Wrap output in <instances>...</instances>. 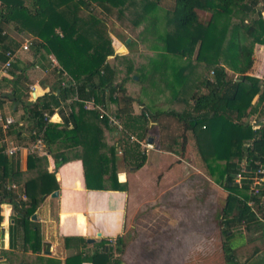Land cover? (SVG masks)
Masks as SVG:
<instances>
[{
	"label": "trees",
	"instance_id": "16d2710c",
	"mask_svg": "<svg viewBox=\"0 0 264 264\" xmlns=\"http://www.w3.org/2000/svg\"><path fill=\"white\" fill-rule=\"evenodd\" d=\"M25 1H30V4ZM159 1L0 0V51L4 54L8 50H16L17 44L9 43L5 33V26L10 24L16 32L33 36L29 49L35 54L42 48L47 54H53L59 65L54 73L61 76L51 91L29 103L22 100L27 125L15 131V135L22 138L25 133L33 141L41 134L44 149L56 168L57 163L71 158L80 159L86 188L121 189L124 184L118 181L119 165L136 170L146 159L140 143L130 142L129 136L147 141L157 112L151 111L141 101L140 111H134V100L127 87L133 61L129 55L116 53L106 30V19L112 14L125 16L133 26L147 20L142 30L147 31L149 24L155 26L154 30L160 28L161 33L154 30L152 33L164 42L162 49L187 60L183 67L176 68L174 75L171 74L175 84L167 82L168 91L182 97L185 104L181 112L166 111L181 123L180 151L185 155L187 132L190 131L212 179L227 190L221 209L225 226L221 229L224 241L220 242L223 257L220 264H264V254L255 260L250 261L246 257L239 261L236 250L240 244L236 247L231 241L236 226L244 224L247 230L251 226H263L264 184L258 194H252L250 179L238 185L234 182V175L241 162L249 171L264 164V122L254 128L244 120L252 111L251 100L256 95L259 102L264 101V71L261 78L252 74L255 71V49L264 45V0H173L170 9L160 6ZM94 8H99V11ZM201 10L211 13L206 23L199 19L198 11ZM236 10L242 12L243 17L235 19ZM158 20H162V28L157 25ZM109 56H114L113 64L108 61ZM5 59L3 57L0 62ZM15 60L10 66L14 69L10 71L14 76L12 83L24 76V70L17 66ZM116 61L122 63L124 73L119 72ZM222 61L231 67L235 76L228 75ZM194 62L199 64L198 70L202 75L190 89L182 70L189 64L193 69ZM209 72H212V79H209ZM67 90L69 95L77 97L69 103L66 102ZM2 92L0 102L4 99ZM11 92L15 95V88ZM92 97L96 104L121 120L120 133L114 134L107 117L98 109L84 107L83 100ZM54 108L59 110L61 121L53 122L44 116L43 112L52 114ZM11 130L7 132L10 135L13 134ZM116 148L121 150V156H117ZM213 159L224 162L219 165L212 163ZM26 164L27 169L17 176L27 177L24 179V193L28 202L18 199L6 188L8 180H17V176L12 171L13 162H9L0 149V200L12 205L16 224L22 227L24 242L28 240L31 216L44 198L59 188L54 172L46 169V156L28 155ZM214 170L218 172L216 175ZM249 201L252 205L248 204ZM237 234L243 237L241 232L237 231ZM71 240L75 245L79 242L85 244L82 237H64V245L68 247ZM106 242H99L103 252L97 248L86 257L76 252L65 259V264L83 260L93 264H119L120 255L114 256L112 248L106 249ZM115 242L116 252L122 254L125 243L120 238Z\"/></svg>",
	"mask_w": 264,
	"mask_h": 264
},
{
	"label": "crops",
	"instance_id": "0c3cea01",
	"mask_svg": "<svg viewBox=\"0 0 264 264\" xmlns=\"http://www.w3.org/2000/svg\"><path fill=\"white\" fill-rule=\"evenodd\" d=\"M25 3L30 4L28 1ZM240 13L243 17V13ZM5 33L9 43L17 44L15 49L18 53L15 61L17 66L24 70V76H21L20 80L24 78L28 80L31 75L40 73V78L31 79L28 84V87L29 85L36 87V90L31 92V98L51 91L56 80L61 77L54 73L59 65L54 63L53 60L56 61V58L53 54H47L43 48L37 54L32 49L20 50L23 39L25 37L33 39V36L16 32L10 24L5 26ZM112 46L115 49L114 43ZM115 51L120 53L116 49ZM3 57L5 53L0 51V59ZM253 58L255 71L252 74L261 78L264 71V45L255 49ZM3 62H0V67ZM9 69L5 73L0 70V84L4 80L7 82L14 78L10 72L14 69L12 67ZM188 80L191 82L189 76L185 80L187 84ZM262 80L263 86L264 78ZM15 83L17 82L12 86L17 90ZM4 84L0 85V91L8 92V95L2 92L4 99L0 102V109L9 110L8 112L12 109L14 115L9 116L24 123L23 126L12 127L13 134H9L8 139L19 145L30 144L32 142L30 137L24 133L25 137L18 138L15 131L22 130L27 125L23 116L25 110L19 102L31 101L27 102L24 99V91L19 90V95H16L17 92L14 95L12 89L11 91L4 89L6 87ZM192 88L194 87L190 89ZM16 97L22 100L19 101ZM75 97L68 95L66 102L69 103ZM173 99L175 100L168 106V110L181 112L185 104L183 102V105L179 106L178 103L182 97L173 96ZM251 109V113L244 117V120L254 128L260 127L264 122V101L259 102L256 95L251 100ZM50 115L51 121H61L59 110H53ZM180 124L176 117L167 112L161 120L153 122V128L156 126L158 129V143L152 135L153 148L146 150L145 162L138 169H128L125 172L126 167L118 168V181L124 184L121 189H88L85 186L80 159L71 158L63 162L60 168H56L48 151L45 150L46 155H38L46 156L48 161L46 169L48 172H54L56 176L58 196L49 199L48 195L38 206L32 215V221L29 222L28 240L25 242L22 240V227L16 224L12 205L1 203L0 200V264H14L13 257L19 252L26 257L31 255L32 260L44 257L51 259L50 264H65V259L76 252H81L82 257L88 256L97 248L103 252L99 245L101 240L107 241L105 248H112L114 256L120 255L119 264H213L214 262L209 261L210 255L217 249L215 251L210 249L209 240L217 236L222 229V216L218 209L225 203L211 200L210 196L220 197L222 194L220 190L223 188L212 179L206 163L195 147L192 133L190 135L187 133L190 138L187 137L185 155L177 150L175 137L182 130ZM160 126L164 127V132L160 130ZM161 142L163 146H158ZM4 147L5 144L0 137V149L3 150ZM187 151H190L188 158ZM6 156L9 162H13L11 167L15 176L27 169L28 156L22 153ZM50 166L54 167L52 171ZM24 179L27 177L17 176L18 181L11 179L8 182L16 184L15 188L10 189L11 192H14L18 199L28 202L24 193ZM50 200L56 201L53 203ZM253 230L255 236L252 238H261L264 225L255 226ZM210 234L214 236L210 238ZM64 237H82L85 244L79 242L75 245L71 240L67 247L64 245ZM117 238L125 243L122 254L116 252ZM89 239H94V242ZM261 243L264 245V241ZM257 253L264 254V249H259ZM25 261L21 258L19 264H37V261L32 263ZM73 264L93 263L83 260L80 263L74 261Z\"/></svg>",
	"mask_w": 264,
	"mask_h": 264
},
{
	"label": "rangeland",
	"instance_id": "374dc122",
	"mask_svg": "<svg viewBox=\"0 0 264 264\" xmlns=\"http://www.w3.org/2000/svg\"><path fill=\"white\" fill-rule=\"evenodd\" d=\"M28 2H30V1H28ZM159 5L170 9V8H172L173 0H160ZM95 11L98 12L99 8H96ZM98 15L100 16V13H98ZM198 15H199V19L203 23H206L208 21V19L210 18L211 13L208 11L201 10V11H198ZM241 16H242V14L239 11L236 10L234 12V18L236 17L235 19H237V17L239 18ZM262 16L264 17V12L262 13ZM146 22H147V20L144 19L139 25L133 26L131 24V22L125 16L118 17L117 14H112L111 16L107 17V19H106V30H107V33H108L110 39H111V42L114 43V45H115L114 46L115 49L117 51H120V53H122V54L129 55V57L132 58L133 68L128 73L129 81L127 82V87L130 91L129 92L130 96L134 100V102H133L134 111L136 113H138L140 111L141 105H140L139 101H141L151 111L157 112V115H156L154 121L158 122L159 120H161V118L166 116V111H168V106L172 104L173 100H175V99H173V96H176L172 92L168 91L170 89V87H167V82L169 81V82H172L173 84H175V80H173V81L171 80V77H172L171 74L174 75L176 68H179L180 66L183 67L184 63H187L186 62L187 60H185V58H182L179 55L166 53L162 49V47H163L162 43L164 44V42H162L161 39L155 38L154 33H152L154 31H159L161 33L162 31L160 30V28L157 30H154L155 26L153 27V24L152 25L149 24L147 26L148 27L147 31L142 30L143 26L146 25ZM160 23H162V20L157 21V25L162 28V24H160ZM127 38H129L128 42H126ZM132 41H135V42L131 43ZM155 45H156V47H155ZM195 53L196 52L194 51L193 54L191 55V57H190L191 61L193 60ZM28 54H31V52H28ZM223 58L225 59V56H223ZM108 61L111 64H113L115 61L114 56H109ZM116 63L118 64L117 68H118L119 72L121 74L124 73L125 69H124V66L122 65V63L118 62V61H116ZM222 63H223V61H222ZM223 64L225 65V68L227 69L229 76H235L236 75V73L234 71H232L231 67L227 63H223ZM189 65L191 66V64H189ZM192 65H193V69H190V66L189 67L186 66L184 68L185 70L184 69L182 70L184 72L183 75H185L186 77L189 76L191 79V82H190V80H188L189 81L188 85L190 86V88L195 87L194 83L202 75L201 72L198 70L199 64L194 62V63H192ZM37 73H36V75H33V76L31 75L30 76L31 78L30 77L27 78L28 80H25V79H23V81L18 80L17 83H15L16 84L15 87L17 88V90H15L17 92V94H16L17 96L19 95L18 93H20V91L21 92L24 91V93H23L24 99H26V101L27 100L32 101L31 99H33V98H31L32 94H31V91L29 90L28 84L32 80L40 78V75H39L40 73L39 74H37ZM64 75L66 76V74H64ZM208 75H209V79L210 78L212 79V72H209ZM97 79H98V77L96 76L95 80H97ZM190 83H191V85H190ZM3 84H4V86H6L4 89H6L7 91H11V89H13V86H12L13 83L11 80H9L7 82H6V80H4V81H2V83L0 85H3ZM175 86L177 88V84ZM179 88L183 89V87H179ZM26 90H28V91H26ZM65 93L67 95H69L70 91L67 90ZM21 100H22V98H21ZM19 103L22 104L21 101ZM19 103H17L18 106H20ZM178 104H179V106H182L183 101L181 100L180 103H178ZM108 108H109V110H111L110 103H109ZM11 110H10V112H8L9 110L4 111V109H0V112L3 115H14V112H12ZM173 124H175V123H173ZM111 130H113V132H115V130L113 128H111ZM152 130L153 131H151L150 136L153 135L155 137V142H157V139H158L157 138L158 137L157 130L158 129L155 126ZM160 130L164 132V127L160 126ZM187 133H189V135L191 134L190 131ZM180 134H181V131H180ZM180 134H178V136L175 137L176 138L175 140L177 141L175 147H177V150H179V151L181 150V146H182L181 145V139L182 138H181ZM117 136L118 135H115V137H117ZM187 137L190 138V136H187ZM162 141H163V139H162ZM158 146H163V143L162 142L159 143ZM144 151L146 152V150H144ZM188 153L190 154V151H187V158L189 157ZM42 155H46V154H42ZM118 155L121 156V153H119L117 150V156ZM211 162L221 165V163L223 164L224 161H219V159L218 160L213 159V161H211ZM62 163H57V168H60L59 166H61ZM195 163H196V161H195ZM196 164L199 165V163H196ZM120 167H122V166L119 165V168ZM127 170L128 169L126 168L124 171L126 172ZM217 173H218L217 170L213 171L214 175H216ZM220 187L223 188L222 185H220ZM220 192L222 193L220 195V197H218L219 195L218 196L215 195L213 197L210 196V198H211V200H215L217 202H218V200H220L222 203H225L227 190L225 188H223L220 190ZM49 199H52L51 194L49 195ZM50 201H53V203H55L56 200H50ZM223 205L220 206V209H218L219 214L221 213V209H222ZM217 215H218V213L215 216H217ZM31 220H32V216H31ZM261 221L264 225V217L261 219ZM253 228H254V226L253 227L251 226L250 229L247 230L246 228H244V224H241V225L236 226L234 228L236 233L233 236L231 241H232V244L236 247H237V244H240L238 251L236 250V256H237L239 261H243L246 257L249 258L250 261L255 260L261 256V254L257 253L259 251V249H264V245H263V243H261L262 241H264V239L262 237L258 238V239L252 238L255 236L253 234L254 233ZM237 231L241 232L243 234V237L241 235H238ZM262 233H264V230H262ZM212 235L214 236V234H210V238ZM222 241H224V235L221 233V231H220V233L217 234V236H214L209 240L210 249H212L214 251L217 249V251L214 252V254L210 255V260H209L210 263L214 262L213 264H220L223 262L222 261L223 260L222 259L223 258L222 253L220 251V249H221L220 248V242H222ZM257 245L261 246V248L258 247ZM30 257L32 258L31 255H29V257H26V256H23L22 252H19L16 255H14V257H13L14 258V264H19L21 258H24L29 263H32V261H37V264H50L51 263V259L41 257V258L32 260V259H30Z\"/></svg>",
	"mask_w": 264,
	"mask_h": 264
},
{
	"label": "built area",
	"instance_id": "2783aa9c",
	"mask_svg": "<svg viewBox=\"0 0 264 264\" xmlns=\"http://www.w3.org/2000/svg\"><path fill=\"white\" fill-rule=\"evenodd\" d=\"M32 42V38L25 37L23 39L22 44L20 45V50H29L30 44ZM17 53L18 50H8L5 52V61L0 67V70L3 71L4 73L8 71V69L11 66V63L17 58ZM54 63L58 65V63L53 60ZM64 77V74L62 75ZM63 84V80L61 81ZM29 90L34 92L36 90V87L33 85H29ZM77 98V97H75ZM84 107L87 109H98L101 113V115L106 116L108 119L109 125L115 130L114 134H118L122 130V123L121 120L115 116L114 114L108 112L103 106L98 105L95 103L93 97L90 99L83 100ZM57 108H54L56 110ZM45 117H48L51 119V115L48 114V112H43ZM24 123L23 121H17L14 119L12 116L9 115H3L0 113V127L3 132V136L1 137V141L5 144V147L3 148V153L8 156H16L19 153H22L26 156L28 155H42L45 154V149L43 146V140L41 134H39L30 144L26 145H19L14 143L12 140L8 139V130L10 131L12 127L16 126H23ZM32 133H35L33 131ZM129 141L130 142H138L140 143L141 147L144 150L151 149L153 148V143H149L147 141H141L137 139L134 135L129 136ZM118 152L121 153V150L117 148ZM250 175V176H247ZM249 178L251 183H250V192L252 194H258L261 188H263L264 184V164H260L259 167L253 171H249L246 169V165L244 162L240 163V169L235 173L234 175V182L237 183L238 185H241L243 180ZM16 184L15 183H9L6 184L7 189L15 188ZM248 204L252 205V201H249Z\"/></svg>",
	"mask_w": 264,
	"mask_h": 264
},
{
	"label": "water",
	"instance_id": "95a60500",
	"mask_svg": "<svg viewBox=\"0 0 264 264\" xmlns=\"http://www.w3.org/2000/svg\"><path fill=\"white\" fill-rule=\"evenodd\" d=\"M128 41H129V38L126 39V42H128ZM3 94H4V95H8V92H3ZM11 96H12V95H11ZM147 142L152 143V142H153V137H152V136H148V137H147ZM53 169H54V167H53V166H50V171H52ZM51 195H52V196H58V191H54V192H52ZM33 217H35V215H34ZM224 226H225L224 224L221 225L222 228H223ZM98 234H99V233H98ZM89 241L94 242V239H89Z\"/></svg>",
	"mask_w": 264,
	"mask_h": 264
}]
</instances>
